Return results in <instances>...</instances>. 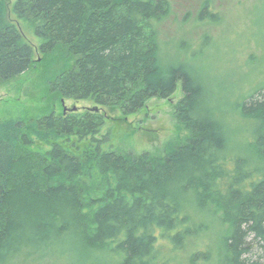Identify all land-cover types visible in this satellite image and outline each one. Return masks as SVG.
I'll return each instance as SVG.
<instances>
[{
	"label": "trees",
	"instance_id": "16d2710c",
	"mask_svg": "<svg viewBox=\"0 0 264 264\" xmlns=\"http://www.w3.org/2000/svg\"><path fill=\"white\" fill-rule=\"evenodd\" d=\"M171 9L169 0H16L12 13L41 40L37 60L0 0V84L53 59L55 97L129 116L181 83L175 116L189 132L163 152L136 153L108 146L99 112L0 124V264H171L195 214L219 226L220 264H264V87L236 103L251 138L248 154L234 153L231 111L192 59H162ZM199 259L205 252L190 262Z\"/></svg>",
	"mask_w": 264,
	"mask_h": 264
},
{
	"label": "rangeland",
	"instance_id": "374dc122",
	"mask_svg": "<svg viewBox=\"0 0 264 264\" xmlns=\"http://www.w3.org/2000/svg\"><path fill=\"white\" fill-rule=\"evenodd\" d=\"M15 1L7 0L9 17L35 47L36 59L40 60L41 40L29 23L12 13ZM169 1L172 13L160 25L162 59H192L217 104L226 113L231 111L232 116L227 113L226 119L232 128V152L248 154L251 125L235 116L236 103L264 87V0ZM207 2L210 9L203 16V23L199 19ZM52 60L43 65L36 62L28 72L0 84V124L10 120L32 121L51 113L99 112L105 117L101 135L109 134L108 146L136 153L163 152L168 144L184 142L189 137L184 124L175 116V107L183 97L181 83L172 98H153L141 111L124 116L118 108L99 106L90 99L55 97L46 81L59 66ZM195 218L196 231L190 244L185 251L175 254L171 264H195L190 258L200 251L205 252L206 261L199 259L197 264H220L224 246L219 226L210 217L195 214Z\"/></svg>",
	"mask_w": 264,
	"mask_h": 264
}]
</instances>
